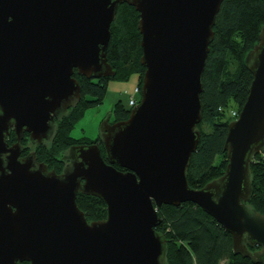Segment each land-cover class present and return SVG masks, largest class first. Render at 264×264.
Wrapping results in <instances>:
<instances>
[{
  "label": "water",
  "instance_id": "water-1",
  "mask_svg": "<svg viewBox=\"0 0 264 264\" xmlns=\"http://www.w3.org/2000/svg\"><path fill=\"white\" fill-rule=\"evenodd\" d=\"M222 2L0 0V264H166L157 209L187 202L231 234L235 255L264 264V215L247 206L252 158L264 151V24L244 57L252 83L228 123L224 174L201 189L186 179ZM121 3L139 14V101L125 120L104 118L100 143L72 145L77 159L57 175L33 151L21 156V140L27 133L40 145L54 117L81 100L75 73L115 76L106 51ZM77 193L99 198L106 218L89 222Z\"/></svg>",
  "mask_w": 264,
  "mask_h": 264
},
{
  "label": "trees",
  "instance_id": "trees-1",
  "mask_svg": "<svg viewBox=\"0 0 264 264\" xmlns=\"http://www.w3.org/2000/svg\"><path fill=\"white\" fill-rule=\"evenodd\" d=\"M220 6L201 80L203 109L197 125L201 139L186 175L189 187L194 189H201L224 174L227 157L223 143L228 123L234 119L231 112L239 114L252 83L244 57L258 42L264 24V0H223ZM116 11L106 51L107 62L115 70V76L90 81L74 74L81 88V100L56 124L53 140L47 148H36L37 161L47 164L49 169L60 172L63 164L59 159L72 145L100 142L99 138L76 139L70 135L88 110L103 104L111 83L128 82L136 77V84L142 86L144 67L139 63L142 56L139 14L126 3L118 5ZM129 110L118 101L111 114L115 121H121L127 119ZM10 134L6 139L8 144L15 141L13 132ZM23 144L22 155L29 150V144L26 141ZM99 147L106 160V151L102 144ZM250 166L252 192L247 206L264 215V151L252 158ZM76 205L89 222L106 218V206L97 197L78 194ZM157 213L161 223L155 230L166 238V264H254L232 252L231 234L196 204L162 205Z\"/></svg>",
  "mask_w": 264,
  "mask_h": 264
},
{
  "label": "rangeland",
  "instance_id": "rangeland-1",
  "mask_svg": "<svg viewBox=\"0 0 264 264\" xmlns=\"http://www.w3.org/2000/svg\"><path fill=\"white\" fill-rule=\"evenodd\" d=\"M135 81L136 77L131 78L128 82L111 83L103 104L88 110L82 117L81 121L75 124L70 136L76 139L86 138L89 140L98 138L100 135V125L105 120L104 118L111 114L116 102L120 101L123 106L128 107L129 109L132 108L128 105L129 95H131V91H128V89L131 85L134 87ZM135 96L137 99L140 98L138 94Z\"/></svg>",
  "mask_w": 264,
  "mask_h": 264
},
{
  "label": "flooded vegetation",
  "instance_id": "flooded-vegetation-1",
  "mask_svg": "<svg viewBox=\"0 0 264 264\" xmlns=\"http://www.w3.org/2000/svg\"><path fill=\"white\" fill-rule=\"evenodd\" d=\"M91 81V80H90ZM80 98H81V92H80ZM79 102V101H78ZM77 102V103H78ZM76 103V104H77ZM76 104H74V105H72L69 109H67V111H65V112H60V114H58V116L57 117H54V122H53V128H52V134H50V136L47 138V139H44L43 141H41V144L40 145H37V144H35L34 142H31L30 141V139H29V134H27V133H25L24 134V137H23V139L21 140V144L23 145V149H24V144H23V142L24 141H26L27 142V144H29V150L27 151V153L26 154H23L22 155V153H23V151H22V153H21V156H26V155H28V153H30V151H33L35 154H36V152H37V150H36V148H40L41 146L42 147H44V148H47V146L50 144V142H51V140H53V137H54V134H55V132H54V130H55V127H56V124L57 123H59L60 121V119L62 118V117H64L69 111H71V108H73ZM109 122L111 123V124H113L114 122H116L115 121V118H113L112 117V114H109ZM11 132H13V134H14V131L13 130H10V132H9V134L11 133ZM11 135V134H10ZM9 135V136H10ZM15 135V134H14ZM14 140H15V138H14ZM15 142V141H14ZM13 142V143H14ZM100 143V142H99ZM12 144V143H11ZM75 145H78V146H81V144H75ZM83 145H85V144H83ZM72 156H74V160H76L77 159V153H76V151H74L73 150V152L70 154L69 153V150H66L65 152H64V154L62 155V157L59 159L60 160V163L61 164H63V166H62V168H61V170H60V172H57L56 170H54V169H49V166L47 165V168H48V171H52V170H54V172L57 174V175H60V174H62L63 173V171H64V169L66 168V167H68L70 164H71V162L73 161V158H72ZM36 159H37V154H36ZM37 163H41V162H38L37 161ZM43 163V162H42ZM45 164V163H44ZM83 183V182H82ZM78 194H80V193H77V195ZM82 195V194H81ZM85 196V195H84Z\"/></svg>",
  "mask_w": 264,
  "mask_h": 264
},
{
  "label": "built area",
  "instance_id": "built-area-1",
  "mask_svg": "<svg viewBox=\"0 0 264 264\" xmlns=\"http://www.w3.org/2000/svg\"><path fill=\"white\" fill-rule=\"evenodd\" d=\"M139 92H140V87L137 85V86H135V88H134V90H133V92H131V95H130V99H129V106L130 107H134L135 106V104L138 102V99L136 98V96L135 95H139ZM232 116L234 117V118H237L238 117V113L236 112V111H234V110H232Z\"/></svg>",
  "mask_w": 264,
  "mask_h": 264
},
{
  "label": "crops",
  "instance_id": "crops-1",
  "mask_svg": "<svg viewBox=\"0 0 264 264\" xmlns=\"http://www.w3.org/2000/svg\"><path fill=\"white\" fill-rule=\"evenodd\" d=\"M130 85H131V84H130ZM135 86H137V85H136V81H135L134 87H132V85H131V87H129L128 91H131V92H133V90H134ZM127 87H128V86H127ZM129 96H130V95H129Z\"/></svg>",
  "mask_w": 264,
  "mask_h": 264
}]
</instances>
